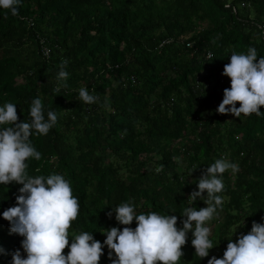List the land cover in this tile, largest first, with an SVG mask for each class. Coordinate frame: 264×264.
Instances as JSON below:
<instances>
[{"label": "trees", "instance_id": "trees-1", "mask_svg": "<svg viewBox=\"0 0 264 264\" xmlns=\"http://www.w3.org/2000/svg\"><path fill=\"white\" fill-rule=\"evenodd\" d=\"M18 11L0 8V107L13 103L30 122L39 98L46 120L57 115L47 135L30 137L41 158L26 172L69 181L80 205L69 244L80 232L103 243L105 229L122 230L112 210L126 202L137 214L176 215L182 227L185 208L207 206L188 198L218 159L239 171L223 173L222 208L206 223L214 247L200 259L189 232L178 264L222 258L228 239L264 223V115L216 112L231 54L264 56V0H20ZM81 88L98 100L84 103ZM20 187L0 185V264L17 249L26 256L2 216ZM103 253L100 264H111Z\"/></svg>", "mask_w": 264, "mask_h": 264}, {"label": "clouds", "instance_id": "clouds-1", "mask_svg": "<svg viewBox=\"0 0 264 264\" xmlns=\"http://www.w3.org/2000/svg\"><path fill=\"white\" fill-rule=\"evenodd\" d=\"M19 4L20 0H0V8L10 11L13 16L19 14ZM66 65V60L61 62L58 79H67ZM222 75L230 79V87L224 89L217 113H230L237 118L241 114L264 115L260 111L264 107V56L257 61L255 48H249L246 55L233 53L230 62L224 65ZM79 98L86 104L98 100L86 88L79 90ZM29 114L30 122H19L15 104L6 103L0 107V126H4L0 127V185H22L16 205L2 213L10 224V234L24 238L21 247L26 256L19 249L15 250L11 254V264H100L105 246L109 249L111 264H178L184 255L182 248L189 232L196 256L200 259L209 256L214 245L210 239L211 229L206 223L218 215V208H222L223 199L218 194L225 187L223 173L229 169L238 172L237 164L218 159L206 168L195 181L198 190H193L188 199L190 202L201 199L207 206L185 208L182 227L177 226L176 215L137 214L133 204L126 202L112 210L115 220L125 226L122 230L118 227L105 229L103 243L94 239L92 233L80 232L69 244V229L77 219L80 207L69 181L60 174L32 177L26 172L29 158H41L30 137L33 132L47 135L56 124L57 115L49 111L46 120L39 98L32 101ZM112 212L108 213L109 217ZM133 221L135 228L130 227ZM66 248H69L67 255L64 254ZM3 253L4 249L0 247V254ZM208 264H264V223L253 221L247 234L241 233L235 242L228 239L223 257L212 256Z\"/></svg>", "mask_w": 264, "mask_h": 264}, {"label": "rangeland", "instance_id": "rangeland-1", "mask_svg": "<svg viewBox=\"0 0 264 264\" xmlns=\"http://www.w3.org/2000/svg\"><path fill=\"white\" fill-rule=\"evenodd\" d=\"M179 171H182V170H179ZM211 229V228H210Z\"/></svg>", "mask_w": 264, "mask_h": 264}]
</instances>
